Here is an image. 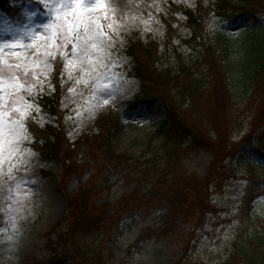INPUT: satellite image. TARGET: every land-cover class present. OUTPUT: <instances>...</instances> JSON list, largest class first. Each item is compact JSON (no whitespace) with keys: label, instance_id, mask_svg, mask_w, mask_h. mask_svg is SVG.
Wrapping results in <instances>:
<instances>
[{"label":"rangeland","instance_id":"obj_1","mask_svg":"<svg viewBox=\"0 0 264 264\" xmlns=\"http://www.w3.org/2000/svg\"><path fill=\"white\" fill-rule=\"evenodd\" d=\"M102 3L103 7H90L82 14L99 26L103 50L94 53L91 65L85 63L88 72L79 64L65 69L68 89L62 100V107L68 110L69 140L74 144L99 136L103 139L102 156L95 158L92 150L82 146L74 160L67 161L74 162L73 169L63 168L33 147L28 127L20 151H10V125L7 117L0 121L5 130V148L0 155V264H73L71 257L92 264L98 253L105 264H227L237 231L247 216L246 207L242 212L244 196L264 182V14L259 20L249 16L234 22L231 28L221 27L223 19L211 15L209 39L223 35L229 48L230 86L224 100L212 87L202 89L193 102L182 106L179 115L198 134L179 141L166 119L165 102L152 108L143 103L133 106L140 84L130 76L132 59L125 54V46L127 37L139 31L145 41H160L161 66L178 70L181 62L196 64L202 49L188 48L177 36L187 38L190 30L169 31L162 19V15H170L168 20H172L171 3L195 7L196 0ZM50 4L59 9L61 19L72 17L75 5L61 7L59 0H50ZM13 5L11 15L0 12V72L4 74L0 104L7 101L6 93L15 91L11 76L20 71L8 65L20 63L38 77L33 79L30 73L26 81H19L24 87L14 103L27 114L26 125L31 118L43 127L57 125L56 117L42 110L36 97L54 92V62H62L57 53L70 54L71 44L54 48L55 28L41 27L53 20L52 7L37 0H18ZM177 17L184 20L181 12ZM16 39L24 46H2ZM46 52L55 59L43 55ZM197 66L195 71L205 75ZM210 80L214 83L212 76ZM104 84L115 88L113 95L95 91ZM202 138L209 145H197ZM102 159L97 204L109 205L110 221L103 230L80 234L73 244L67 236L68 199L97 175ZM178 174L196 176L210 184L204 207L208 212L202 219L175 218L163 205L145 211L125 208L119 213L126 196L136 191L143 195L156 187L168 191ZM17 180L27 181L18 193ZM250 227L264 229V193L255 201Z\"/></svg>","mask_w":264,"mask_h":264},{"label":"trees","instance_id":"obj_2","mask_svg":"<svg viewBox=\"0 0 264 264\" xmlns=\"http://www.w3.org/2000/svg\"><path fill=\"white\" fill-rule=\"evenodd\" d=\"M205 0H197L195 8L175 5L171 13L172 20L164 16V22L169 31H176L174 27V13L181 11L186 16L184 26L191 30V36L184 42L191 48H202V58L196 64L189 65L182 63L178 70L171 66H161L163 59L160 51V42L149 40L146 42L138 33H134L127 39L125 52L132 58L131 75L140 81V93L137 96V103L156 105L165 102L168 106L167 119L171 123V132L177 140L182 141L187 136L197 132L190 130L183 121L179 112L187 102L194 101L200 91L205 88H212L217 95L224 100L225 92L229 89V48L224 36L214 40L209 39L208 23L211 14L222 19H229L237 22L245 15H253L256 20L264 14V0H217L205 4ZM11 0H0V10L10 9ZM173 39V37H172ZM171 39V40H172ZM201 63V64H199ZM200 66L205 75H199L195 68ZM197 66V67H198ZM62 62H55L53 84L55 91L45 92L38 96L41 107L57 118V125L48 124L40 127L35 121L29 122V129L34 138V147L47 160L60 162L63 168L73 169L74 160L82 146L92 150L95 158L102 156L101 137H94L87 141L72 143L67 135L65 122L68 110L62 106V99L67 91L64 84ZM214 78V83L210 77ZM203 139V138H202ZM197 142V141H196ZM197 145H209L203 139ZM98 160V159H97ZM97 175L81 186V188L68 199V237L73 244L77 243L80 234L100 231L107 227L109 205L97 204L100 191L97 186L99 175L102 174L103 159L99 160ZM210 184L196 176L178 174L170 190L164 191L161 187L151 189L148 193L141 195L139 191L125 197L126 204L119 213L126 209L147 210L155 205L168 207L175 218L202 219L205 202L209 196ZM254 190L247 193L244 199L242 212L246 207L247 216L239 227L236 238L232 244V251L227 264H264V229L249 228L253 216L255 201L264 193V182L260 183ZM208 192V195L206 194ZM206 212V213H205ZM74 264H82L77 257H71ZM92 264H105L101 254H97Z\"/></svg>","mask_w":264,"mask_h":264},{"label":"snow or ice","instance_id":"obj_3","mask_svg":"<svg viewBox=\"0 0 264 264\" xmlns=\"http://www.w3.org/2000/svg\"><path fill=\"white\" fill-rule=\"evenodd\" d=\"M37 2L45 7L53 8L54 18L49 22V24L41 25L44 28H55V42L53 44L54 48L64 47L67 48L69 44H71V53H57L62 57V60H66L64 63L65 69H74L77 64L80 65L82 71L88 72L89 69L85 68L84 65L87 62L91 65V58L94 53H100L103 50L102 42H101V32L99 31V26L94 24V21L91 17L86 18L82 13L89 9L90 7H103L102 0H59L61 7L68 6L72 7L75 5L73 9V15L70 19L64 18L61 19L59 15V9L55 7L54 4H50V0H37ZM29 15H34V13H29ZM60 21L57 23V21ZM233 26V22L229 19H223L221 21V27L231 28ZM81 30L83 35H81ZM110 39V38H109ZM4 48H21L24 45L21 44L19 39L12 41H5L2 45ZM36 55H40L37 53ZM43 55L50 56L52 59H55V56H51V53H44ZM35 55L33 59H35ZM45 64V68H46ZM9 69H17L20 70L19 73L13 74L11 76V80L15 81V83L11 84V87L15 88L14 92L6 93L8 99L4 104H0V121L3 120L4 117H7L8 124L10 125L7 128V135L10 139L7 142V148L15 151H20V145L27 139V114L22 112L19 107L15 106L16 97L19 95L20 90L24 87V84L19 83L21 79L27 80V77L31 73L33 79H38L36 73L25 67L20 63L9 64ZM92 71L95 70V66L92 67ZM64 73L62 72L61 75ZM69 78L71 79V71H69ZM4 74L0 72V82H3ZM77 83L80 81L77 80ZM3 91V87H0V92ZM72 91V89H69ZM101 95H113L115 88L112 85L104 84L100 89L95 90ZM108 100H104V104H107ZM17 113L19 114V119H17ZM15 124V126H11ZM4 128L0 127V155H2L5 143L3 140ZM26 180H17L16 181V192L18 193L20 190V186L23 183H26ZM9 199H12L9 196ZM17 202H19V197L17 195ZM13 222H14V218ZM11 240V237H8Z\"/></svg>","mask_w":264,"mask_h":264}]
</instances>
